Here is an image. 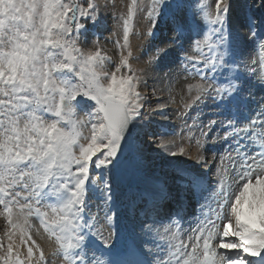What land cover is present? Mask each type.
<instances>
[{
	"label": "snow or ice",
	"instance_id": "obj_1",
	"mask_svg": "<svg viewBox=\"0 0 264 264\" xmlns=\"http://www.w3.org/2000/svg\"><path fill=\"white\" fill-rule=\"evenodd\" d=\"M109 3L0 0V264H49L30 217L61 264H264V96L253 92H264V0H128L113 13L122 43L111 70L99 46ZM141 12L155 78L199 77L182 115L189 140L199 127L198 152L212 143L211 160L195 157L202 171L177 159L188 150L175 139H157L179 133L148 130L171 101L142 111L147 80L129 62ZM149 149L173 158L169 171L146 176Z\"/></svg>",
	"mask_w": 264,
	"mask_h": 264
},
{
	"label": "rangeland",
	"instance_id": "obj_2",
	"mask_svg": "<svg viewBox=\"0 0 264 264\" xmlns=\"http://www.w3.org/2000/svg\"><path fill=\"white\" fill-rule=\"evenodd\" d=\"M99 3H104V0H98ZM128 3V0H111V3H109L106 11L102 10V16L105 17V22L103 26L100 28V35H99V46L102 49V52L106 54L108 57L111 58L112 65L109 67V70H111L112 67H114L115 64L119 63L121 50L117 49L115 47V41L117 39L121 40L122 43V30L118 26V20L113 18V13H116L118 16L120 12L126 11V5ZM147 4V0H145V7ZM145 13L141 12L138 13L136 19L134 20V31L133 34L130 35L129 39V49L132 53V58H130V65L133 70L137 72L138 75H144L145 79L147 80V87L141 84L139 87V91L147 95L150 98V103L142 109L144 112H149L150 109L156 108L157 103H167L169 100L171 103H168V106L166 109H164L165 115L168 116V119L166 120L167 125L163 127L158 122L161 120V115H153L151 117L152 123L149 125V131L155 132V133H163L165 131L175 130L180 132L181 125H184L185 127V117L182 115L185 112V105L188 104L192 97L195 95V89L190 93L188 91L187 85L188 84H197L199 83V77L193 76V75H187L183 72L182 69H175L174 74L171 77H164L161 79H156V72L153 70L152 67H150L147 63L149 56L152 54V48L149 44V37L146 35L147 29L149 27L148 22L144 18ZM115 33V35H113ZM96 40V37L93 36L91 33L88 36V43L84 45L85 48H91L93 51H95V44L93 41ZM127 54L126 52L124 53ZM162 75V74H161ZM195 80L199 82H195ZM156 88L158 89V95L161 94L162 100L160 99V96L158 98H155L156 96L152 95V89ZM169 91V92H168ZM256 95V92L253 91ZM182 105V106H181ZM251 107V106H250ZM195 109H192L189 111V118L187 119V123L191 121V116H194ZM83 115V113H81ZM216 118L218 117H213ZM163 120H165L162 117ZM192 124V121L189 123ZM182 132L187 136L188 129L185 127H182ZM212 135V134H210ZM170 138L175 139L177 145L182 146L187 145L188 149L190 151H193V148H197V154L202 152L203 155H205L209 160L210 156L208 155V152H205L201 149H199L198 152V145L197 143H194L190 146V142H196V138L198 137V130L192 129V139H186L184 135L179 133V135L173 137V136H158L157 139L160 138ZM172 137V138H171ZM183 137V138H182ZM190 141V142H189ZM211 142V141H210ZM212 144V143H211ZM208 153V154H207ZM145 158H146V169L145 174L146 176H160L163 173L167 172L168 169L165 168L166 161L172 159L171 157H166L161 150L156 149L152 150L149 149L145 152ZM188 165L195 167L199 170H203L201 165H197L196 163H193L192 165L190 162H186ZM214 172V169L212 170ZM136 182L133 181V184ZM125 187L128 186L127 181L123 185ZM140 189H145L147 185L145 183L139 184ZM94 212L97 211L96 207H93ZM100 214H103L102 212ZM29 221L32 225L30 229V234L33 236V239L36 240L37 244L40 245L42 250L45 253L46 260L49 262V264H55V257L52 256V251L46 247L44 244L52 243L53 241H50L46 235L43 233V229L39 225V221L35 217H30ZM104 224L103 216H101V221L98 224L99 226ZM9 226L7 223V219L5 216L0 215V240H3L5 242V247L7 246V238L5 236V232L8 230ZM15 244L19 245V250L22 254V258L24 255H26V248L23 247V245H20V237L19 234L14 237ZM54 246V245H53ZM49 258H48V256ZM57 264H60L59 262Z\"/></svg>",
	"mask_w": 264,
	"mask_h": 264
},
{
	"label": "bare ground",
	"instance_id": "obj_3",
	"mask_svg": "<svg viewBox=\"0 0 264 264\" xmlns=\"http://www.w3.org/2000/svg\"><path fill=\"white\" fill-rule=\"evenodd\" d=\"M195 82H199V81H197V80H195ZM157 91H158V89H157ZM253 91H255L256 92V99L257 100H259L260 98H261V96H263V93L260 91V89L257 87V88H254L253 89ZM169 92V91H168ZM159 93L157 92V95H156V97L155 98H158V96H160V99L162 100V96H161V94L160 95H158ZM162 103H163V101H162ZM182 106V105H181ZM206 112H207V110H206ZM161 118V120L158 122L160 125H162L163 127H165V125H167V123H166V120H163L162 119V117H160ZM210 119V117H209V115H207L206 117H203V123L204 124H207V122H208V120ZM192 121V120H191ZM191 121H189L188 122V124L191 122ZM193 123V122H192ZM182 127L183 128H185L184 127V125H181V128H180V132L179 131H177L178 133H181L182 135H184L185 137H186V139H188L187 138V136L182 132ZM166 128V127H165ZM172 138V137H171ZM163 139H170V138H168V137H166V138H163ZM182 146H184V147H188L187 145H183V144H181ZM178 146H180V145H178ZM191 148H193V151H190L188 148H187V150H188V156L187 157H178L177 159H181V160H184L185 162H190L192 165H194L193 163H195V157L199 154H197L196 152V150H197V148L196 147H191ZM199 148V147H198ZM206 148L207 149H210L209 150V152L207 151V150H205V149H201V150H203V151H205V152H208L207 154L210 156V160L212 159V156H213V153H212V146H211V143H207L206 144ZM173 159V158H172ZM216 163H219V156H217V159H216ZM165 168L166 169H168V171H169V165L168 164H166V166H165ZM95 206V204L93 205V207ZM125 223H127V221H125ZM44 245H46V247H48V249L50 250V251H52V249H53V246L51 245V243H48V244H44ZM48 256V255H47ZM48 258H49V256H48ZM55 264H57L58 262H59V260H58V258L57 257H55ZM60 263V262H59ZM61 264V263H60Z\"/></svg>",
	"mask_w": 264,
	"mask_h": 264
}]
</instances>
